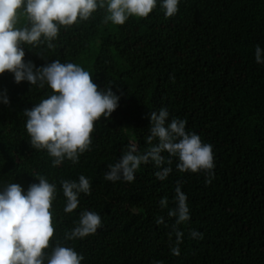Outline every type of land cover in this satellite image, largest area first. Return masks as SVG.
Wrapping results in <instances>:
<instances>
[{
  "label": "trees",
  "instance_id": "16d2710c",
  "mask_svg": "<svg viewBox=\"0 0 264 264\" xmlns=\"http://www.w3.org/2000/svg\"><path fill=\"white\" fill-rule=\"evenodd\" d=\"M104 16L97 9L61 26L53 48L24 45L23 59L37 67L53 60L79 64L99 88L120 96L117 109L93 122L90 149L76 163L53 166L46 150L31 146L24 115L51 90L0 74V93L8 98L0 103V186L14 182L26 190L40 175L55 183L49 245L73 247L81 264H264V64L254 56L256 45L264 48V0H180L172 17L157 5L123 25L105 23ZM26 23L22 17L17 26ZM162 107L169 120L184 119L186 131L213 146L211 183L203 171H178L176 158L163 181L152 163L142 164L132 182L105 180L107 165L127 146L145 150L149 114ZM79 175L90 180V193L65 213L60 181ZM178 181L190 219L177 225L183 238L173 255L175 217L159 200L167 197L174 208ZM85 209L100 215L101 226L64 240ZM160 216L164 223L157 224ZM191 230L202 236L192 238Z\"/></svg>",
  "mask_w": 264,
  "mask_h": 264
},
{
  "label": "clouds",
  "instance_id": "9594fccd",
  "mask_svg": "<svg viewBox=\"0 0 264 264\" xmlns=\"http://www.w3.org/2000/svg\"><path fill=\"white\" fill-rule=\"evenodd\" d=\"M179 3L180 0H0V74L7 71L16 83L26 81L51 90L39 103L25 109L24 115L31 146L46 150L53 166L65 159L76 163L90 149L93 122L101 116H111L120 96L109 86L99 88L89 71L77 63L53 60L37 67L23 59L24 45L46 44L53 48L52 41L61 26H71L78 19L87 20L97 9L104 10L105 23L123 25L130 17H147L157 5L166 18L172 17L178 12ZM22 17H26L27 23L18 27ZM254 56L256 63L264 64V48L260 45L255 46ZM0 103H8L6 92L0 93ZM149 119L145 150L138 151L134 144L127 146L115 162L107 165L104 179L132 182L142 164L152 163L158 169L154 175L163 181L172 172L176 158L178 171H203L205 183H211L215 167L213 146L203 142L198 134L186 131L184 119L169 120L167 108L151 111ZM37 180L26 190L14 182L0 186V264H81L84 257L73 247L60 242L50 247L54 233L50 208L57 189L43 175ZM60 185L65 213L77 209L81 193H90V180L84 175L76 180H61ZM174 200V208H168L167 197H162L159 205L167 208L168 217H175L169 234L170 241L175 235V241L170 243V251L179 255L183 232L177 225L190 219L187 196L179 181ZM156 223H164V217H157ZM100 226V215L85 209L63 238L66 241L84 238ZM190 236L197 239L202 233L191 230ZM154 264L163 262L157 260Z\"/></svg>",
  "mask_w": 264,
  "mask_h": 264
},
{
  "label": "rangeland",
  "instance_id": "374dc122",
  "mask_svg": "<svg viewBox=\"0 0 264 264\" xmlns=\"http://www.w3.org/2000/svg\"><path fill=\"white\" fill-rule=\"evenodd\" d=\"M19 23V22H18ZM9 156L11 157V158H13V155L11 154V153H9Z\"/></svg>",
  "mask_w": 264,
  "mask_h": 264
}]
</instances>
